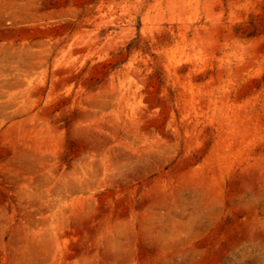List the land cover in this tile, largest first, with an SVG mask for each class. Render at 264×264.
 <instances>
[{"label": "rangeland", "instance_id": "374dc122", "mask_svg": "<svg viewBox=\"0 0 264 264\" xmlns=\"http://www.w3.org/2000/svg\"><path fill=\"white\" fill-rule=\"evenodd\" d=\"M0 264H264V0H0Z\"/></svg>", "mask_w": 264, "mask_h": 264}]
</instances>
